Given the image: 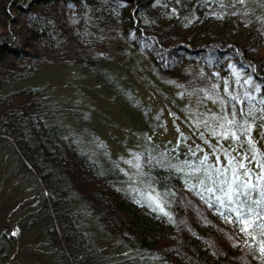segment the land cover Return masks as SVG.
I'll return each mask as SVG.
<instances>
[{
	"label": "trees",
	"instance_id": "obj_1",
	"mask_svg": "<svg viewBox=\"0 0 264 264\" xmlns=\"http://www.w3.org/2000/svg\"><path fill=\"white\" fill-rule=\"evenodd\" d=\"M16 2L0 0V148L47 189L42 204L48 218L56 219L50 237L69 250L54 247L62 262L102 264L96 239L79 229L88 213L97 220L96 235L118 241L126 253L120 264H227L231 258L239 264L241 254L250 264H264V152L260 162L248 161L249 150L264 151V0H39L31 8ZM13 9L19 17L11 29ZM143 48L159 58L145 53L156 71L173 86L181 84L183 111L193 109L192 99L199 102L204 113L190 112L212 139L200 136L211 143L224 135L223 144L243 150L240 165L216 162L212 153H201V145L152 139L167 116L153 113L146 87L138 86L141 78L131 76L129 62L120 57L127 54L144 65ZM185 59H193L196 68L181 70ZM58 66L74 71L81 82L63 85L69 90L60 96L57 85L35 82L43 69ZM88 86L137 115L136 175H128L101 140L90 113L66 106L65 99L74 98L72 88L80 98H91ZM161 99L170 109L178 104ZM212 107L224 116L209 114ZM69 118L77 119L78 130L63 126ZM146 120L148 132L142 128ZM150 193L164 196L160 208L166 215L141 205ZM213 235L234 245H220ZM233 248L241 254L231 256ZM225 255L231 257L221 260Z\"/></svg>",
	"mask_w": 264,
	"mask_h": 264
},
{
	"label": "rangeland",
	"instance_id": "obj_2",
	"mask_svg": "<svg viewBox=\"0 0 264 264\" xmlns=\"http://www.w3.org/2000/svg\"><path fill=\"white\" fill-rule=\"evenodd\" d=\"M24 1L25 4H28L25 5ZM24 1L22 5L29 8L39 2V0ZM16 5L18 6L19 4ZM134 5H136V3H134ZM59 7L63 9L62 4ZM10 14V21L9 23L7 22V25L12 29L15 20H18L19 14L14 10H11ZM27 16L28 15H26V17ZM67 16L66 13H64V17ZM66 19L69 20L68 17ZM3 28L0 22V33H2ZM129 52H131V50H129ZM139 55L143 59L144 65H140L136 58H127V54H120V57L125 62H129V69L132 67L137 73L133 72V74L129 69L127 72L131 74V76L138 75L141 78L142 81H140L141 83H139L138 86L139 88L143 87V90H145L144 87H146L147 91L143 95L154 105L155 112L153 113L161 111L164 117L167 116L165 117L166 122L164 125L156 127L157 130L151 135L152 139L161 145H164L166 142H171L175 145L183 144L185 146L201 145L203 148L201 153H212V158L216 162L229 165L232 164L230 160H234L239 161L238 164L240 165L245 158L244 153L243 156L241 155L243 150H234L232 145L226 142L223 144L220 140H223L224 135L219 133L217 137L220 139L215 138L211 143L206 142V137L212 139V135L207 130L209 128H206V125L202 124V120L195 117L194 114L193 116L190 112L194 110L195 113H197L196 115H201V112L202 114L204 113L199 102L197 100L193 101L192 99L191 102L192 104L194 103L193 109L186 112L184 109L183 111L179 106L182 104L186 106L187 102L183 99L186 98L185 95H183L184 92L179 89L181 84L178 83L175 86L170 84L171 82L168 81V77L166 78L164 73L156 71L145 54ZM153 59L158 61L159 58L154 56ZM192 62H194L193 59H185L181 65V70L192 69L191 66H195L194 68H196V64ZM35 82H51L54 85L58 84L64 86L69 84L80 86L81 84L77 74L72 70L70 71L65 66L47 67L43 69L36 77ZM84 88L86 91L90 92L91 98H87L86 96L80 98L79 90H77V88H72L69 92H71V96L74 98H64L66 106L71 109L81 110L83 113L80 114L90 113L91 120L96 124L100 132L101 140L107 143L108 149L111 150L112 154L121 162L123 169L128 173L130 172L131 175H136L138 172L136 163L139 159V150L141 148L139 143L140 134L137 133V129L134 127L135 124H133L137 115L131 113V111H123L119 105L111 100V98L104 94L98 87L88 86ZM68 90L69 88L59 89L58 96H60L62 92H68ZM152 90L155 92L153 93ZM160 90L163 91L162 94L159 93ZM186 94H188V98H194V95H189V91H187ZM161 98H174L178 104H176L175 107L172 105V109H170L169 106H166L162 102ZM53 99L60 100V98ZM14 100H17V102H24L26 98H14ZM181 101H183V103ZM208 106L210 108L212 103ZM207 112L209 114H215L216 116H224V113L216 107H212ZM158 120H162V117ZM192 121H195L196 124ZM59 122H63L62 118ZM64 123H62L64 127L71 130H78L76 118H69V120ZM143 123L145 127L142 128L148 132L150 122L146 120ZM223 125L224 123L222 126ZM151 128L154 129V127ZM97 129L95 128V131ZM200 133L205 134V139L200 136ZM262 138H264V135ZM256 148L259 147L249 150V162H260L262 160L261 154L264 151L260 149L261 147L256 151ZM9 152L8 150L5 152L0 148V264H60L61 259L53 250L58 242H54L48 231L51 222H56V219L53 220L52 218L51 221V219L48 218L47 211L38 210V205L44 200L43 195H47V189L40 179L35 178L28 170L21 167L17 159L14 158V155L11 154V151ZM94 156L97 157L96 154ZM26 164L28 168L33 169L30 163L26 162ZM258 170L259 172L262 171V169ZM62 234H64L62 228L59 227L56 234L59 240ZM99 236L96 239V246L99 247L98 250L103 255L102 264H120V262L127 258V255L125 256L126 253L120 248L118 241L110 238H103L102 236L99 238ZM224 238L218 235L212 236V239L220 245L224 241L231 243L232 246L234 245L230 239L227 237V239ZM223 244L225 245V243ZM208 245H211V249L216 248L213 243L208 242ZM239 254L241 253H237V249L233 248L231 256H239ZM227 257L228 256L225 255L221 257V260H227ZM233 261L234 258H231L228 261L229 263H226L235 264ZM217 262L219 263L218 260L216 263ZM238 263L250 264L245 254H241ZM151 264L155 263L153 262Z\"/></svg>",
	"mask_w": 264,
	"mask_h": 264
},
{
	"label": "bare ground",
	"instance_id": "obj_3",
	"mask_svg": "<svg viewBox=\"0 0 264 264\" xmlns=\"http://www.w3.org/2000/svg\"><path fill=\"white\" fill-rule=\"evenodd\" d=\"M24 0H17V2H16V4H19L18 6H22V2H23ZM24 4H25V1H24ZM26 4H28V3H26ZM25 4V5H26ZM13 10H15V9H13ZM16 11V10H15ZM107 38H110V37H108L107 36ZM130 39V38H129ZM129 39H127L126 41H124V43H123V40H121L122 41V43L123 44H125V43H127V41H129ZM178 46V45H177ZM188 48H192V46L190 45V44H187L186 45ZM140 51V53L141 54H148L149 56H151L152 57V59L154 58V56L155 55H152V53L149 51V49H146V48H143L142 50H139ZM141 51H145V52H141ZM153 60H155V59H153ZM48 68H51V67H48ZM57 86L58 87H60V89H62L61 87L63 86V85H58L57 84ZM28 166V165H27ZM32 167V166H31ZM128 175H130V172L128 173ZM35 177V176H34ZM36 178V177H35ZM37 179H39V178H37ZM44 194V193H43ZM161 194L160 193H150V194H148L147 195V197H149V199L146 197V198H144L143 199V202H142V206H145V207H148V206H152V207H150V209H152L153 211H155L156 213H158V214H163V215H166L167 214V211H165V210H163V208H160L161 207V200H163L164 199V196H160ZM151 204V205H150ZM157 205H160V206H158L157 207ZM38 210H42V211H47L46 210V208H45V206L42 204V203H40L39 205H38ZM88 214V213H87ZM85 215V216H83L82 217V219H83V223H82V225L80 226L79 225V229H81V230H87L88 232H89V235H91V237L93 236V239H97V233L96 232H94V231H96V230H98V226H97V220L94 218V216L93 215ZM48 215V214H47ZM82 221V220H81ZM62 227V226H61ZM83 227H84V229H83ZM63 229L65 228V227H62ZM94 235H96V236H94ZM99 238H100V236H99ZM98 238V239H99ZM104 238H108V237H104ZM96 241V240H95ZM55 243H56V241H55ZM59 243H61V244H57L56 245V247L57 248H59L60 249V246L62 245V247L61 248H65V247H67V244H66V242L64 243V241H59ZM96 244H97V242H95ZM94 243V244H95ZM78 249H80V250H85V248H82L81 249V247L80 248H78ZM61 250V249H60ZM65 250L67 251V248H65ZM67 252H69V250L67 251ZM100 255H101V253H99ZM102 258V257H101ZM60 264H64L63 262H62V260H61V263Z\"/></svg>",
	"mask_w": 264,
	"mask_h": 264
}]
</instances>
